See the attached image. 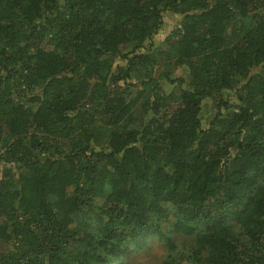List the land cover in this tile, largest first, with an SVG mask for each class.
Listing matches in <instances>:
<instances>
[{
  "label": "trees",
  "instance_id": "obj_1",
  "mask_svg": "<svg viewBox=\"0 0 264 264\" xmlns=\"http://www.w3.org/2000/svg\"><path fill=\"white\" fill-rule=\"evenodd\" d=\"M155 241L264 264V0H0V264Z\"/></svg>",
  "mask_w": 264,
  "mask_h": 264
},
{
  "label": "rangeland",
  "instance_id": "obj_2",
  "mask_svg": "<svg viewBox=\"0 0 264 264\" xmlns=\"http://www.w3.org/2000/svg\"><path fill=\"white\" fill-rule=\"evenodd\" d=\"M180 17L175 14H166L164 16V25L161 32L155 36V43L159 44L162 39L174 29L180 22ZM176 76L186 75L184 69L178 68L175 71ZM167 89H171V85L168 83H164ZM162 245L155 241V243L151 246L149 250L142 254L135 255L126 259L122 262H113V264H163L164 258V248L161 247Z\"/></svg>",
  "mask_w": 264,
  "mask_h": 264
}]
</instances>
